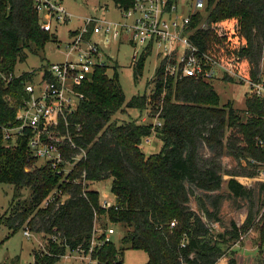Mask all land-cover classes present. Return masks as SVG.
<instances>
[{
  "label": "trees",
  "instance_id": "obj_1",
  "mask_svg": "<svg viewBox=\"0 0 264 264\" xmlns=\"http://www.w3.org/2000/svg\"><path fill=\"white\" fill-rule=\"evenodd\" d=\"M112 1L127 8L133 0ZM191 28V39L232 66L240 82L264 79L258 76L264 58V0H208ZM53 37L42 28L34 0H0V123L14 120V103L10 105L7 96L19 101L31 77L28 71L16 75V65L26 61L29 53L40 55ZM144 60L134 69L136 79ZM152 83L150 98L137 94L127 101L119 72L110 76L102 69L81 88L85 98L76 119L85 125L82 141L88 153L70 177L79 178L85 171L90 184L64 181L48 164H36L24 138L16 147L6 146L0 133V183L13 186L0 224L8 228L7 238L25 227L47 238L49 254L37 251V264L57 263L67 248L87 252L96 214L102 221L106 212L107 220L122 225L125 234L120 245L110 242L94 249L97 264H125L126 248L145 251L147 264H218L230 244L256 222L264 203V183L255 190L243 178L258 176V168L264 165V99L250 95L243 109L232 102L221 105L213 83L165 76L163 66ZM121 107L151 108L150 116L159 114L161 125L120 121L114 116L126 112ZM150 135L161 138L163 147L146 155L141 144ZM223 156L233 157L239 166L246 161L254 170L225 172ZM106 179H112L117 209L102 208L100 193L92 187ZM23 190L29 191L26 198ZM54 191L62 195L45 207V198ZM192 199L198 210L192 207ZM225 199L244 200L247 217L242 224L232 220L215 235L210 222L221 221ZM173 221L176 225L171 227ZM101 223L108 226L107 221ZM227 264H237V259L230 257ZM258 264H264V259Z\"/></svg>",
  "mask_w": 264,
  "mask_h": 264
},
{
  "label": "built area",
  "instance_id": "obj_2",
  "mask_svg": "<svg viewBox=\"0 0 264 264\" xmlns=\"http://www.w3.org/2000/svg\"><path fill=\"white\" fill-rule=\"evenodd\" d=\"M207 4L208 0H188V13L185 15L180 12V7H183L180 0H133L127 8L118 7L122 19L110 20L99 15L84 17L81 29L70 30L64 60L48 62L39 71H28L31 77L25 82V94L13 104L16 110L14 120L7 124L0 123L3 145L16 147L19 139L24 138L28 153L37 161L48 164L64 181L90 184L85 171L79 178L70 177L88 153L82 141L85 125L76 116L85 98L81 91L85 82L92 81L98 70L104 69L110 76L119 70V65L108 51L112 49L113 43L131 46L130 67L133 70L143 58L145 66L149 54L156 51L159 61L157 69L163 66L165 76L176 79L193 77L211 82L222 73V77L228 75L241 79L232 66L227 67L191 39L194 17L203 13ZM34 5L42 28L46 31L52 33L54 24L71 20V13L64 0H34ZM108 9L107 5L105 10ZM201 26L204 27V23ZM102 33L105 35L102 43L92 38ZM154 78L155 75L153 81ZM248 82L251 93L264 99V79ZM152 84L153 88L146 94L148 98L154 89ZM150 114L151 108H147L144 122L150 123L147 122V118H150L154 119V125L160 126L159 114L154 117ZM257 177L264 183V169L259 171ZM61 195V191L52 192L45 198L43 205H51ZM100 204L106 210L118 208L116 199L111 200L105 193L103 198L100 197ZM263 218L264 203L257 221H263ZM175 225V221L171 222V227ZM115 233L113 226L104 228L96 214L89 250L74 251L67 248L65 254L60 256V261L62 264H97L92 252L97 246L113 242ZM24 235L35 238L38 234L25 227ZM185 244L184 239L182 245ZM38 249L41 254H49L45 246ZM34 255V260L27 264H37V255Z\"/></svg>",
  "mask_w": 264,
  "mask_h": 264
},
{
  "label": "rangeland",
  "instance_id": "obj_3",
  "mask_svg": "<svg viewBox=\"0 0 264 264\" xmlns=\"http://www.w3.org/2000/svg\"><path fill=\"white\" fill-rule=\"evenodd\" d=\"M64 3L71 13V20L65 23L54 24L52 27V33L55 38L53 37L52 41L46 43L45 49L40 55L29 53V57L26 61L19 62L15 69L16 75L30 71L31 69L39 71L48 62L64 60L67 41L70 38V30L74 31L76 29H81L83 27L84 17L89 15H99L110 20L122 19V14L118 9L119 6H117L112 0H64ZM180 4L183 5V7H180V12L184 14L188 13V0H180ZM107 5L109 6V9L105 10ZM204 25L206 24L204 23ZM92 38L95 41L102 43L105 35L103 33L96 34L93 35ZM111 47L112 49L108 50L110 51L109 55L119 65V81L122 85L127 101L133 95L149 93L153 88L151 80L159 65L157 52L153 51L149 54L142 73L139 74L136 79L134 70L130 67L131 46L128 44L118 46L113 43ZM106 48H109V46L106 45ZM259 66L260 71L258 76H264V58ZM222 75L223 74L220 73L219 77L211 81L220 96L221 105L232 102L236 108H245L246 98L253 95V93H251L252 91L249 82L242 83L238 77H235L233 81H229L225 78V75L223 77ZM7 100L10 105L15 103L14 97L7 96ZM121 109H125L126 112L120 110L114 116V118H117L120 121L133 119L138 122H144V117L145 119L147 117L146 110H141L135 107H121ZM153 120L154 119L147 118V122H152ZM162 147L163 141L156 135L145 137L141 144V149L146 155L158 153L162 150ZM222 163L225 172H233L235 169L245 171L246 167L254 170V168L249 166L246 161H243L242 166H239L238 162L231 156H223ZM251 163L257 162L253 160ZM36 164L41 165L43 162L38 161ZM258 166H260L259 163ZM258 169H264V165H261ZM243 181L255 190L259 189V183L261 182L257 176L243 178ZM111 184L112 179H106L96 181L93 187L100 193L101 198H103L105 193L110 196L111 200L115 201L114 194L111 191ZM28 194V190H23L22 198H26ZM12 195L13 186L6 183H0V215L7 210ZM256 199L257 210L258 207H260V202L258 201V196ZM191 205L194 209L198 210V204L195 199H192ZM247 207L248 205L244 200L225 199L222 203L220 214L221 221L210 222L213 233L215 235L223 233L225 228L230 226L232 220H235L238 224H242L247 217ZM107 215L108 212L102 216L101 222L107 221L108 226H113L115 228L116 233L113 235V242L120 245L121 239L125 234V228L122 225H116V223L107 220ZM8 231L9 230L5 225L0 224V264H27L34 260V254L39 250L38 248H43L45 246L48 250L47 238L43 234H38L35 238H28L24 235V229H21L11 237L7 238ZM233 256L237 259V263L240 262L241 264H258L260 260L264 259V221L256 220L254 225L243 235L242 238L233 245L230 244L218 264H227L230 257ZM81 259L84 260L83 258ZM123 259L125 264H147L148 255L143 250L126 248ZM55 264H62V261L59 260ZM78 264L84 263L80 262Z\"/></svg>",
  "mask_w": 264,
  "mask_h": 264
},
{
  "label": "crops",
  "instance_id": "obj_4",
  "mask_svg": "<svg viewBox=\"0 0 264 264\" xmlns=\"http://www.w3.org/2000/svg\"><path fill=\"white\" fill-rule=\"evenodd\" d=\"M237 264H241V263L239 262V263H237Z\"/></svg>",
  "mask_w": 264,
  "mask_h": 264
}]
</instances>
